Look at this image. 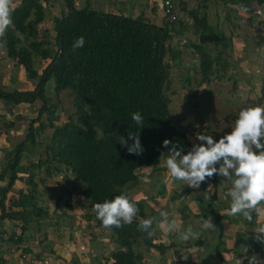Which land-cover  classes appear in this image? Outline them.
Masks as SVG:
<instances>
[{
    "label": "trees",
    "instance_id": "16d2710c",
    "mask_svg": "<svg viewBox=\"0 0 264 264\" xmlns=\"http://www.w3.org/2000/svg\"><path fill=\"white\" fill-rule=\"evenodd\" d=\"M19 1L12 15V25L0 37V48H6L8 58L22 67L27 80L35 85L31 90L12 91L0 86V100L13 105L41 103L37 118L29 124L26 139L11 152L12 157L0 174V181H4L11 170L7 186H0V241L5 232L1 230L2 224L13 221V225L21 227V234L16 236L14 232L11 240L20 244L25 241V232L32 228L34 219L48 216L36 203L35 189L21 192L19 200L13 201L21 207L19 212L10 211L5 203L18 178L17 167L30 141L34 143L36 136L37 139L42 138L46 127L54 129L51 143L44 150L47 161L41 164H47L57 172L64 168L73 176L74 183H81L84 189L79 195L88 202L89 209L120 194H127L132 199L131 194L139 184L142 170L158 168L162 162L161 153L167 154L163 147L165 139L182 147L185 154L194 144L176 126L171 115L166 90L172 68H181L184 56L190 52L200 61L199 68L195 69L200 76L199 86L211 83L216 76L224 77L231 69L232 54L225 50L231 48L232 40L226 37L220 26L210 25L207 0L189 11L192 35L190 24H183L180 17L176 19L175 23L180 21L183 29L188 31L185 48L174 43L175 35L168 24L158 26L147 22L143 16L135 19L97 10L89 4L79 9L74 0H65L67 12L54 18L56 35L52 43L46 38H38V27L46 18L45 4L53 0ZM187 4L182 3V11H186ZM220 4L222 7L217 6L218 15L225 12L230 29L234 31L239 10L252 19L253 6H264V0H221ZM201 34H219L221 40L201 43ZM81 36L85 38V44L74 51L73 43ZM258 37L259 41L264 40ZM39 60L47 62L41 73L37 65ZM49 82L53 83L57 96L72 93L77 122L58 124V109L46 90ZM193 94L198 96V91ZM135 112L143 117L140 125L132 119ZM129 132L140 134L144 148L142 155L129 154L127 148L116 141L118 135L127 137ZM210 179L215 181L216 177ZM73 199L67 200L66 206L70 209L64 213L77 209ZM133 201L139 210L137 216L142 215L143 206ZM215 215L218 227L222 229L220 215ZM85 217L89 220L95 218V225L99 230L108 231L116 246L111 257H97L96 264H145L140 246L163 250L139 229L137 217L131 225L111 229L104 228L95 214L85 213ZM55 224L59 225L60 220ZM245 243L256 251L264 246L255 242Z\"/></svg>",
    "mask_w": 264,
    "mask_h": 264
},
{
    "label": "rangeland",
    "instance_id": "374dc122",
    "mask_svg": "<svg viewBox=\"0 0 264 264\" xmlns=\"http://www.w3.org/2000/svg\"><path fill=\"white\" fill-rule=\"evenodd\" d=\"M203 1L204 0H174L175 19L171 22L167 17L166 24L173 30L175 35L174 43L181 44L180 47L185 48L186 46H184V44L188 43V39L186 38L188 36V31L183 29L182 23L192 24V20L188 16L189 11L192 7L203 4ZM83 2L84 0H74L77 8H81L82 5H84ZM98 2L106 8L105 0H99ZM160 2L164 4V0H160ZM183 2L188 3L186 11L181 10ZM206 2L209 8H216L217 6L222 7L220 4L221 0H207ZM46 6L49 12L46 9L47 18H45V21L38 27V38L40 40L46 38L54 43L56 32L53 18L67 12L66 4L65 0H53L50 6ZM148 8H143L144 12L142 14H146V19H152L154 14L151 12L149 13L148 11L150 10ZM140 11V7L136 6L133 12L130 13L132 16H136ZM56 13L57 15L55 16L54 14ZM224 14L225 12H222L221 16L218 15V22L215 24H221L220 21L222 15L224 17ZM234 16H236V14H234ZM178 17L181 18L182 23L180 21L175 23ZM242 19L243 17H239L238 15V24H241ZM224 20L226 21L225 17ZM241 27L242 29L240 30H224L228 36L236 34L233 35L235 41L239 38L240 42H244V40L247 42V47L244 49L242 45L237 46L239 50L235 49L234 45L227 50L219 46V49L231 52L232 54L230 58V62H232L231 69L224 77L218 76L217 78L216 76L211 83L199 86L200 76L195 69L199 68L200 61L197 56H193L190 52L184 56V62L181 68H172L170 84H168L169 88L166 86V88H168L166 90V95L170 100L171 115L176 126L184 131L190 139H196V133L198 132L210 136H218L220 138L231 131L232 124L242 107L264 105V63L261 64L260 59L257 58L258 55L260 56V54L264 53V40L261 41V45H258V35L264 39V17L260 19L252 18L249 22L242 23ZM190 28L192 31L193 25H190ZM192 34L193 31L190 35ZM4 51L5 54H7L6 48H0V52ZM247 55H249V57H247ZM46 63L47 62L44 61H38L37 65L40 73ZM22 71H24L23 68ZM32 84L35 85L34 83ZM15 87L16 86L12 84L10 86H4L2 89L12 91L16 89ZM46 90L47 94L52 99V104L58 109V124L77 122L78 114L74 106V97L72 93H63L57 96L54 92L52 82L47 84ZM196 90L198 91V96L193 94ZM11 105L15 106L13 104ZM8 110L9 109L6 107L5 111H3L7 113ZM53 133V128L46 127L42 132V138L39 137L37 139L36 136V141L34 143L31 141L28 143L20 165L17 167L19 170L18 178L5 201L6 207L11 208L10 211L19 212L21 211V207L16 206L13 201L16 200L17 202L19 200L21 192L28 193L29 190L35 189L36 203L48 213V216L34 219L35 225H33L24 236L28 238V242H22L21 244L11 240V236L14 232H16V236L21 234V227L13 225V221L6 222V225L2 224L1 230L6 233L4 232V235L1 234L3 240L0 241V246L5 250L8 247L14 248L17 252L18 249L23 250L22 248L27 245L40 247L49 243L56 245L57 239L65 240V242L70 240L67 250L73 257L71 260H78L80 264L91 263V259L86 261L87 258L85 255L86 251L90 252L91 250L88 242L89 238L87 235L85 236L84 232V220L85 213L89 215H94L95 213L88 208V202L79 195L84 189V186L81 183H74L73 176L66 172L64 168L61 172H57L55 169L51 168V166L41 164L42 161H47L44 150L46 145L51 143ZM42 141L44 145L41 144ZM31 145L33 147H31ZM15 146L16 143L11 142V150H13ZM8 158L9 156L7 155L4 161L0 159V173L5 168L7 162H9ZM48 168H51V170ZM10 175L11 170L7 173L5 181H0L2 186H7ZM71 198L77 208L73 211L75 213V218L73 223L68 224L66 227L67 230H63L64 227L56 225L55 222L59 219V215L62 216L67 209H70L66 206V202L68 199L72 200ZM62 230L64 232H62ZM91 232V230H87L86 233L92 234ZM100 232L101 231H99L98 235L95 233L94 236L96 239L99 237L108 238L107 232ZM61 246L64 247L63 245ZM62 249L65 251V248ZM58 250L61 249L58 248ZM16 252L14 254L17 256L19 253ZM95 252L99 253L100 249H96ZM27 257L28 259H26L24 264H27V262L30 263L31 259H33L31 254L27 255Z\"/></svg>",
    "mask_w": 264,
    "mask_h": 264
},
{
    "label": "crops",
    "instance_id": "0c3cea01",
    "mask_svg": "<svg viewBox=\"0 0 264 264\" xmlns=\"http://www.w3.org/2000/svg\"><path fill=\"white\" fill-rule=\"evenodd\" d=\"M98 1L99 0H84V5H82V7L89 4L97 10L114 14H124L131 17L132 14L130 12H133L134 7L139 6L141 11L136 16H132L135 19L139 16H143L146 19V14H142L144 12L143 8L149 7L148 9L150 11L148 12L153 13L154 16H152V19H146V21H150L158 26H163L168 19L164 14V5L160 0H105L106 8ZM51 2L45 4V6H50ZM19 3V0H14L15 7ZM54 15L56 16L57 13ZM238 15L243 18L248 16L241 10H239ZM56 17L60 16L57 15ZM224 17L222 15L221 24H215L218 22V8H210V25H218L223 31H229L230 23L227 20L225 21ZM238 23L239 21L237 20L233 25L234 30L242 29L241 24ZM224 33L226 32L224 31ZM233 35L236 34L228 36L226 33V37L232 40L231 47L234 45L235 49L238 50L239 48L237 46L239 45H242L243 49L247 47L246 40L240 42L238 38V40L235 41ZM258 42V44H262L259 39ZM247 57H249V55H247ZM257 58L260 59L261 64L264 63V53L260 54V56L258 55ZM12 84L15 85V88L18 90H31L34 88L33 84L27 80L25 71H22V68L17 65L15 61L8 58L5 51L0 52V86L4 88V86H10ZM10 105L11 104L4 101H0L1 161H4L7 155L9 156V160L12 157L10 155L11 152L26 139L29 132V124L37 118L39 108L41 107L40 102L15 106ZM6 107L9 109L7 113L4 112ZM35 126H38V124H35ZM213 138L217 141L219 140L218 136H213ZM190 140L194 143H200L194 138ZM11 142L16 143L13 150H11ZM31 147L33 146L31 145ZM5 168L2 172H4ZM2 172L0 174H2ZM166 176L167 169L162 162L158 168L154 170L148 168L142 170L139 184L134 188L131 194V198L143 206L144 213L138 215L137 219L140 221L141 219L153 218L152 230L155 233L153 244L162 246L163 248V250H160L157 247L147 248L144 245L140 246L139 250L143 253V262L145 264H235L237 259L241 260V264H248L246 257H244V248L248 249L247 255H255L260 260L258 264H264V246L260 251H256L254 248L249 249L245 243V241L257 243L254 239L255 233L253 230L258 227L259 224L264 223V217L260 218L258 222L255 223L256 214L253 213V222L248 223L239 216L232 217L229 215L228 208L230 197L226 195V192L228 188L231 187V184L226 178L215 175V181L214 179H207L198 189H194L184 185L180 181L165 185L163 180ZM0 186L4 187L1 184ZM157 208L168 211L170 218H176L180 224V230H184L191 226L194 230L199 231L200 238L184 243L177 239L175 233L167 234L163 232L159 227L160 217ZM214 211L216 212L214 213ZM216 213L220 215L222 229L218 227V217L215 215ZM62 216L59 218V225L64 227L63 230H67L66 227L68 224L73 223L75 213L70 211L67 214L64 213V216ZM91 219L92 220H89L85 217L84 220V232L85 236L87 235L89 238L88 242L91 250L90 252L86 251L85 255L87 258L86 261L91 259V263L87 264H96L97 257L100 259L111 257L116 250V246L115 243L111 241L108 231L99 230V227L95 225V218ZM205 219H212L215 228L206 231L203 230L201 228V223ZM63 230L62 232H64ZM87 230H91L92 234L86 233ZM99 231L103 233L107 232L108 238L99 237L96 239L94 235L95 233L98 235ZM26 233L27 231L25 234ZM69 241L65 242V240L57 239L56 245L49 243L40 247L27 245L22 248L23 250L18 249L17 252L14 248L8 247L5 250L0 246V264H24L29 254L32 255L33 259H31L30 263L27 262V264H80L78 260H71L73 257L67 250ZM24 242H28V238H25ZM58 248L61 250H58ZM62 248H65V251ZM24 249L28 251L24 252ZM96 249H100V252H95ZM15 252L19 254L16 256V254H14Z\"/></svg>",
    "mask_w": 264,
    "mask_h": 264
},
{
    "label": "clouds",
    "instance_id": "9594fccd",
    "mask_svg": "<svg viewBox=\"0 0 264 264\" xmlns=\"http://www.w3.org/2000/svg\"><path fill=\"white\" fill-rule=\"evenodd\" d=\"M15 10L14 0H0V37H3L12 25V15ZM85 44L83 36L73 43V50L82 48ZM137 125L143 123L139 112L132 114ZM200 143H194L185 154L182 147L165 139L163 147L167 149L161 153L162 163L167 169V176L163 183L168 185L176 181L198 189L202 183L215 175L226 178L231 187L226 195L230 197L228 213L232 217H241L248 223L253 222V213L256 214L255 223L264 217V105L242 107L232 124L231 131L215 140L205 133H196ZM116 141L127 148L129 154L142 155L144 148L140 134L129 132L127 137L118 135ZM133 141V143H129ZM103 227L106 229L121 228L131 225L137 217L136 203L127 194L114 196L112 199L96 203L92 207ZM159 213L160 229L167 233H175L177 239L187 243L200 238V232L191 226L180 230L176 218H170L169 212L157 208ZM153 218L141 219L139 229L146 233L148 239L155 235L152 230ZM203 230L214 229L212 219H205L201 223ZM254 239L264 244V223L254 230ZM244 257L248 264H258L260 261L255 255H247L244 248ZM235 264H241L237 259Z\"/></svg>",
    "mask_w": 264,
    "mask_h": 264
},
{
    "label": "built area",
    "instance_id": "2783aa9c",
    "mask_svg": "<svg viewBox=\"0 0 264 264\" xmlns=\"http://www.w3.org/2000/svg\"><path fill=\"white\" fill-rule=\"evenodd\" d=\"M164 4V10H165V15L170 19V21H174L175 17H174V9H175V6H174V3H173V0H164L163 2ZM253 16L254 18H257V19H260L262 17H264V6H261L259 4H255L253 6ZM250 17L247 16V17H244L242 20H241V24L242 23H247L249 22V19Z\"/></svg>",
    "mask_w": 264,
    "mask_h": 264
},
{
    "label": "water",
    "instance_id": "95a60500",
    "mask_svg": "<svg viewBox=\"0 0 264 264\" xmlns=\"http://www.w3.org/2000/svg\"><path fill=\"white\" fill-rule=\"evenodd\" d=\"M219 40H221V37L219 36V34H215V35L201 34L200 35V41H201V43L217 42Z\"/></svg>",
    "mask_w": 264,
    "mask_h": 264
}]
</instances>
